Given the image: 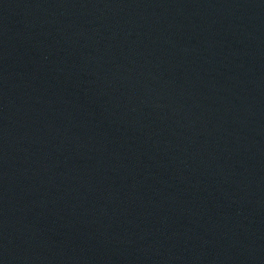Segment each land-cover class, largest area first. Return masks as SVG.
Segmentation results:
<instances>
[{
	"label": "water",
	"instance_id": "1",
	"mask_svg": "<svg viewBox=\"0 0 264 264\" xmlns=\"http://www.w3.org/2000/svg\"><path fill=\"white\" fill-rule=\"evenodd\" d=\"M0 264H264V0H0Z\"/></svg>",
	"mask_w": 264,
	"mask_h": 264
}]
</instances>
